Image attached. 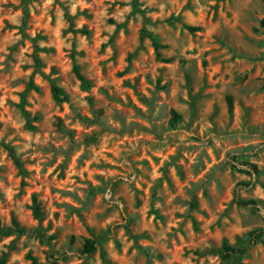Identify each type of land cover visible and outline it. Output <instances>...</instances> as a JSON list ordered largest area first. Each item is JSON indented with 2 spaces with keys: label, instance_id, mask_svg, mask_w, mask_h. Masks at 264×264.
<instances>
[{
  "label": "rangeland",
  "instance_id": "374dc122",
  "mask_svg": "<svg viewBox=\"0 0 264 264\" xmlns=\"http://www.w3.org/2000/svg\"><path fill=\"white\" fill-rule=\"evenodd\" d=\"M263 18L264 0H0V264H264V233L221 260L264 231L235 202L264 205Z\"/></svg>",
  "mask_w": 264,
  "mask_h": 264
},
{
  "label": "trees",
  "instance_id": "16d2710c",
  "mask_svg": "<svg viewBox=\"0 0 264 264\" xmlns=\"http://www.w3.org/2000/svg\"><path fill=\"white\" fill-rule=\"evenodd\" d=\"M134 1H136V0H134ZM259 26L264 29V18L259 21ZM183 28L185 30H187L189 33H195L197 31H199V28L193 27V26H188V25H185V24L183 25ZM83 33L87 34V32H83ZM150 39H151V41L153 43V47L155 48V50L157 52V50L159 49V45L154 41L152 36H150ZM74 72H75V75H76L77 79L81 82V84L85 85L86 81L80 75V73H79L77 68H74ZM51 91H52V97H53L54 101L56 103H58V104L61 103L63 101L62 100L63 98H62L61 90L59 88H57L56 86H52ZM226 101H227L228 112L231 113L232 110H233L231 97H227ZM19 108H20L21 112L23 113V115L26 118L27 127L29 129H32V125L30 124V120H29V114L24 110L23 103L20 104ZM177 118H178L177 115L175 113H173V119L174 120L172 122L175 123ZM5 149L7 150L8 155L13 159L14 165L19 169V172L22 173L21 164L19 163L18 160L15 159L13 150L11 148H9L8 146H5ZM246 166L248 168H250L253 171V173H255V174L259 173L254 165L246 164ZM235 202H236V204L239 207H248L253 212H258L259 210L263 209V207H264V205H263V203L261 201L250 200V201L243 202V201H240L238 198H236ZM32 207H33L34 215L36 217H39V215H40V206H39V203H38V201H37V199L35 197H32ZM12 223H13V225L15 227L17 226V224H16V222L14 220H13ZM0 233H2V230H0ZM262 233H264V231H258V232L250 233L249 234V238L250 239H249L248 244L246 246L232 247V246L224 245V247L222 249V252H221V260L223 262H225V261L229 260L233 256L241 257V256L246 255L248 253V251L251 249L252 245H254L260 239ZM101 239H104V238H100L98 240H89V239L84 240V243H83V252H84V254L87 255V256H91L94 253H96L97 252V246H98L99 242L101 241ZM101 257H102V259L104 260V262L106 264H109L105 260V257L103 256V254H101ZM50 259L52 261L48 262V264H57L56 260L54 259V256H50ZM29 260H30L31 264H39L36 261V259L33 258V257H29Z\"/></svg>",
  "mask_w": 264,
  "mask_h": 264
}]
</instances>
